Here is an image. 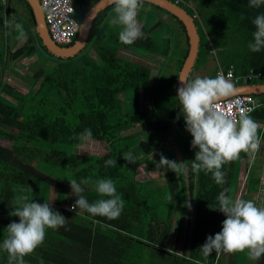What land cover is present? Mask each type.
I'll list each match as a JSON object with an SVG mask.
<instances>
[{
	"label": "trees",
	"instance_id": "trees-1",
	"mask_svg": "<svg viewBox=\"0 0 264 264\" xmlns=\"http://www.w3.org/2000/svg\"><path fill=\"white\" fill-rule=\"evenodd\" d=\"M177 5L193 17L197 28L196 63L213 52L219 57L214 73L218 68L226 72L232 65L236 75L250 68L264 75V49L254 53L248 48L256 30L253 20L264 14V5L252 8L249 0H179ZM20 6L26 16L21 15ZM88 9L84 1L77 0L74 15L80 23ZM157 11L168 14L186 37L185 48L175 58L179 70L188 50L184 26L149 2L144 1L137 17L144 33V38L135 41L137 44L121 43V30L108 28L106 20L100 26L105 11L95 18L82 49L94 47L98 58L93 60L88 52L79 55L82 50L68 58L51 54L35 30L27 1L0 0V139L10 142L0 143V241L7 238V226L19 222L18 217L9 215L16 197L27 195L29 202H51L53 210L68 219L65 227L46 230L43 245L28 255L29 260L24 258L25 264H253L247 252H222L219 260L214 251L205 257L200 249L208 236L222 230L226 217L216 209L221 192L257 205L249 191L263 186L264 198V178L254 172L258 164H250L246 154L222 167L225 182L218 185L211 173L191 169L198 149L191 147L193 137L188 136L181 148L177 143L181 151L178 163L185 166L183 174L167 170L165 184L154 187L139 178L141 162L146 161L143 168L154 169L149 158L152 153L159 159L163 155L174 160L172 149L161 139L177 130L176 123H185L176 91L177 74L165 84L156 81L148 85L151 68L123 53L137 46L152 54L167 55L170 39L163 44L154 33L163 24L169 29L171 23ZM13 18L22 24L25 34L18 46L24 34L5 24ZM28 57L34 60L26 64L22 60ZM3 70L27 86L26 91L3 77ZM252 82L264 83V76ZM140 88L146 90L152 106L165 99L169 116H157L154 107L139 108L129 99L128 91ZM253 96L261 103L249 115L260 124V153L264 157V93ZM86 129L91 130V139L82 135ZM148 134L153 136L147 138ZM85 140L104 142L107 151L78 152L77 145ZM128 152L135 163L124 159L123 154ZM108 159L116 160V167H106ZM243 172L245 176L240 179ZM72 179L77 183L88 181L81 184V195L90 204L107 199L96 192V181L113 180L117 194L125 201L119 218L109 220L83 210L77 209L78 214L69 210L77 199L70 187ZM0 264H8V254L1 250ZM254 264H264V256Z\"/></svg>",
	"mask_w": 264,
	"mask_h": 264
},
{
	"label": "clouds",
	"instance_id": "clouds-1",
	"mask_svg": "<svg viewBox=\"0 0 264 264\" xmlns=\"http://www.w3.org/2000/svg\"><path fill=\"white\" fill-rule=\"evenodd\" d=\"M109 4L113 6L114 12L111 24L121 28V43L131 45L144 38L141 23L137 19L144 0H109ZM261 5H264V0H249V6L252 8H260ZM5 24L10 28L14 27L21 36L24 34L22 24L16 23L14 18L6 20ZM253 24L256 30L248 48L255 53L264 49V14L257 15ZM71 43L58 45L65 47ZM179 81L177 97L182 105L186 130L193 137L191 147L198 149L191 169L196 173H211L218 185L223 184L225 173L221 169L225 164L239 160L241 153L249 157L250 164L255 162L261 145V137L258 134L260 124L249 115L250 110L247 108L237 106L236 114H232L230 110L226 112L221 107L220 101L233 96L236 91L232 81L223 74H217L215 78L197 76L191 80L180 77ZM82 135L91 139L92 132L86 129ZM123 156L127 162L135 163L131 152ZM158 165L176 174H183L185 171L183 162L168 160L163 155ZM105 166L116 167V160H106ZM69 183L72 193L77 197L69 210L76 211V214L77 209L83 210L92 216H102L109 220L118 219L121 215L125 201L117 194L113 180L96 181V192L107 199L102 198L91 204L81 195L84 191L81 184H87V180L77 183L72 179ZM218 201L219 207L216 209L223 213L226 219L222 222L220 232L207 237L200 248L202 254L208 257L213 251L217 256L222 252H247L253 260L264 256V207H258L252 200L233 199L225 192L219 194ZM14 205L9 215L18 217L19 222H11L7 226L8 235L3 240L2 249L8 254V264H25L24 257L43 245L46 230L65 227L68 219L54 211L51 202H29L27 195L16 197Z\"/></svg>",
	"mask_w": 264,
	"mask_h": 264
},
{
	"label": "rangeland",
	"instance_id": "rangeland-1",
	"mask_svg": "<svg viewBox=\"0 0 264 264\" xmlns=\"http://www.w3.org/2000/svg\"><path fill=\"white\" fill-rule=\"evenodd\" d=\"M19 11L21 12V15L26 16V10L22 6L19 7ZM151 21H153V19ZM196 21L199 22V28L203 29V26L201 25L199 18H197ZM172 23L169 26V29L166 28V25L160 26V27H163V30H164L163 32L165 33L164 36L167 37L165 39L161 38V36H163V35H158V34H161L160 27H158L156 29V36L159 38L158 40H160V41L163 40V44H164V40L170 39L168 43L171 45L170 49L173 52L169 55L170 58L164 59L161 62L159 60V62H158L157 57H159V56L157 54H152V53L146 52L137 46L134 47L135 49H131L132 52H135L138 54L137 59H135V60H140L141 58L146 59V60H142V59L141 60L143 61V63L146 66H149V68H151L150 69L151 70V73H150L151 78L149 79L150 81L156 80L153 78L156 74H152L153 70H155V69L149 64L148 59H151V61H153V62H158V64H156V67L162 66V70L156 71L157 73L158 72L160 73L159 77L162 75V78H160L159 81H157V82H159L161 84H165L168 82L170 75L175 73L173 71L174 70V63L172 61H170V59L174 61L175 58L177 57V55L179 54V52L181 51L182 47L185 46V44L183 45V42H182L184 40L185 35L181 31V28L179 27V25L176 22L174 23V21H173ZM107 25H108V27L115 29V31H117V28H119V26H117V28H116L114 25L110 24L109 22ZM24 38H25V34L22 36V39H20L16 43V46L20 45L23 42ZM87 49H88V47L86 49L82 50L81 53H79V55L81 54V56H82V55L86 54ZM90 56L95 57V53L91 49H90ZM138 57H141V58L138 59ZM161 58H163V57H161ZM217 59H219V57L215 54L207 55V57L205 58V60L203 62H200V63L198 62L196 64L195 69L192 71V74H191L189 80H191L197 76L215 78L216 75L214 73V68L218 64ZM33 60H34V57H28L22 61L27 64ZM169 63L171 65L172 69H171V67L168 68ZM23 71H22V73H24ZM200 73H202V74H200ZM2 75H3V77H6L8 79V81L14 87L18 88L19 90H21L23 92L26 91L27 86L23 85L19 81V79L16 78L15 76L8 74L7 70H3ZM148 85H151V84L148 83ZM141 89L143 90V88H140L137 90L131 89L128 91L127 96L129 97V99L136 101L138 93H139V91H141ZM145 92H146V90H144V93ZM153 98H155L154 93L152 94V99ZM162 99H163V97H162ZM164 101H166V100L163 99V100L159 101L157 105L153 104V106L151 105V107L152 108L154 107V112H156L155 115L166 118L167 116H169V109H168V106L166 105V102H164ZM147 103H148V101L142 97L141 102H140V107H142V105L145 104V106L147 108H149V105ZM176 128H177V130L174 131L173 133H171V135L169 137H167V139H170V140L161 139V142L164 143L165 147L168 146L170 149H172L174 160H175V158L177 160V158L180 157L181 151H179V150L181 148V142L183 140H185V138H187L188 136H191L190 132H188L186 130L185 123L184 124L176 123ZM133 129H135V128H133ZM152 136L153 135L148 134L147 138H151ZM0 143L9 145L10 142L7 140L0 139ZM177 143L179 144L180 148L178 147ZM178 148H179V150H178ZM261 150H263L262 152H264L263 148ZM77 151L81 152V153H98V154H101V153L107 151V146L103 142H98L97 140H93V141L85 140L84 142H81L77 145ZM261 155L262 154L260 153V150H259V152L255 156V166L257 164L258 165L254 169V172L257 173L258 176H262L264 178V157H263V155L262 156ZM149 158L154 163V169L143 168V166L146 163V161L143 160L145 162H141L140 166L138 167L140 180H147L148 184L153 186V187H154V185H160L161 186V185L165 184L164 173H165V171H167V170L169 171L170 169L162 168L158 165L159 160L157 157V153H155V152L152 153ZM262 191H263V186H260L257 190L249 191L250 194L253 195L252 197L257 201L258 207H264V198L262 197ZM53 192H54V190L52 189V192H51L52 195H53ZM2 243L3 242L0 241V250L4 251L2 249ZM4 252H6V251H4ZM221 257H222V253L220 254V258ZM24 258L28 259L29 256H25ZM146 260L151 261V259H146ZM219 260H221V259H219ZM226 260H228V258ZM250 262L254 264L253 259H250ZM214 264H216V263L214 262ZM224 264H227V262L225 261Z\"/></svg>",
	"mask_w": 264,
	"mask_h": 264
},
{
	"label": "water",
	"instance_id": "water-1",
	"mask_svg": "<svg viewBox=\"0 0 264 264\" xmlns=\"http://www.w3.org/2000/svg\"><path fill=\"white\" fill-rule=\"evenodd\" d=\"M26 1L32 9L35 19V30L39 38L41 39L42 44L47 48V50L51 54L61 58L72 57L78 54L84 48L89 37V32L92 26V20L94 16L96 15L97 11L101 8V6L109 2V0H101L97 4H95L86 13L82 22L80 23V27L73 44L64 47L56 44L50 38L38 0H26ZM144 1L159 6L160 8L166 10L167 12L178 18L184 26L188 40V51L179 72V77L177 80L178 81L177 89H178V87L180 86L179 78L184 77L185 79H187L188 74L191 72L193 68L196 57L198 56L199 35L197 32L196 25L194 23L193 18L184 10L183 7L175 4L170 0H144ZM238 91L239 92L242 91L244 93L262 94L264 93V83L237 88L235 93H239Z\"/></svg>",
	"mask_w": 264,
	"mask_h": 264
},
{
	"label": "built area",
	"instance_id": "built-area-1",
	"mask_svg": "<svg viewBox=\"0 0 264 264\" xmlns=\"http://www.w3.org/2000/svg\"><path fill=\"white\" fill-rule=\"evenodd\" d=\"M44 21L50 38L57 44H69L77 35L80 22L75 17L77 0H38ZM179 0H175L177 4ZM217 74H223L234 83H249L263 77L261 71L250 68L246 73L236 75L231 65L226 72L218 70ZM258 97L250 93H235L231 97L223 98L220 101L221 107L227 112L236 114L237 106L250 110L249 114L260 105ZM71 208V206H70ZM218 256L216 255V258Z\"/></svg>",
	"mask_w": 264,
	"mask_h": 264
},
{
	"label": "crops",
	"instance_id": "crops-1",
	"mask_svg": "<svg viewBox=\"0 0 264 264\" xmlns=\"http://www.w3.org/2000/svg\"><path fill=\"white\" fill-rule=\"evenodd\" d=\"M82 1H84V4L85 5H87V6H89V9L87 10V12L95 5V4H97L99 1H101V0H82ZM103 11H105L104 12V14L102 15V18L100 19V21H99V24H100V26H101V24H103L104 23V21L106 20L107 21V24H108V22L111 24V19H112V17H113V15H114V12H113V6H111L110 4H109V2L108 3H106L105 5H103V6H101V8L97 11V13H96V15L94 16V18H93V20H92V26H91V28H90V30L93 28V21L95 20V18L101 13V12H103ZM86 12V13H87ZM86 13H85V15H86ZM157 14H158V16H160L161 18H163L165 21H166V23H172L173 22V19L168 15V14H165V13H161V12H156ZM163 25H165V24H163ZM163 25H161V26H163ZM108 26V25H107ZM116 28H117V26H115ZM108 28H111V27H108ZM120 31L121 30V28L119 27V28H117V31ZM160 31H161V34H158V35H163V36H161V38L162 39H165V38H167V37H165L164 36V30H163V27H160ZM156 32V31H155ZM98 33V31L94 34V35H96ZM89 34H90V32H89ZM184 36V35H183ZM154 37L155 38H158L157 36H156V33H154ZM159 39V38H158ZM88 40H89V37H88ZM88 40H87V42H88ZM183 42V45L185 44L186 45V37L184 36V40L182 41ZM187 42H188V40H187ZM134 43H136V42H134ZM87 44V43H86ZM137 44V43H136ZM85 47V46H84ZM101 47H102V45H101ZM185 48V46L184 47H182V49H181V51L183 50ZM90 49L95 53V57H91L90 56V58H92L93 60L94 59H97L98 58V53L96 52V50L94 49V47H92V48H90V47H88V49H87V52L89 53V55H90ZM162 50H163V52L164 53H167V52H165L166 50H165V48L163 47L162 48ZM181 51H180V53H181ZM188 51V50H187ZM123 53L125 54V55H127V56H130L131 57V59L132 60H135V59H137V53H135V52H132L131 50H123ZM171 53H173V52H171V50H168V53H167V55L165 54V55H161V54H157L159 57H157L158 58V62H159V60H160V62L161 61H163L164 59H168V58H170L169 57V55L171 54ZM213 55V52H211L209 55ZM163 57V58H161V57ZM186 57V56H185ZM198 57V56H197ZM197 57H196V60H197ZM207 57V56H206ZM206 57H203V59L200 61V62H203L204 60H205V58ZM141 57H138V59H140ZM161 58V59H160ZM176 58H179V55H177V57ZM142 60H146L145 58H141ZM140 59V60H141ZM139 60V61H140ZM141 60V61H142ZM196 60H195V63H196ZM170 61H172L173 63H174V74H171L170 75V77L171 76H174V75H176L177 74V76H176V91H177V83H178V77H179V72H180V69H181V67H180V69L179 70H177L178 68H177V63H176V61L174 60H171L170 59ZM184 61V60H183ZM148 62H149V64L155 69V70H153V73L152 74H156L153 78L154 79H156L155 81H150L149 80V84H154L156 81H159V79L160 78H162V75L159 77V72L157 73L156 71H160V70H162V66H157L156 67V64H158V62H153V61H151V59H148ZM165 62V61H164ZM199 62V63H200ZM183 63V62H182ZM194 63V65H193V68H192V70H191V72L188 74V76H187V80H189V78H190V76H191V74H192V71L195 69V66H196V64ZM182 66V65H181ZM171 67V65H170V63L168 64V68H170ZM171 69H172V67H171ZM220 68H218V70H219ZM218 70L216 71V73H215V75L217 76V72H218ZM221 70V69H220ZM200 74H202V73H200ZM150 78H151V74H150ZM234 85H235V89H237V88H240V87H243V86H251V85H256V84H261V83H256V82H249V83H234V82H232ZM239 92V91H238ZM239 93H244V92H242V91H240ZM250 94H254V93H250ZM144 98L145 100H147L148 101V105H149V108H151V103H150V99H149V97L147 96V94H146V92L144 93V90H142L141 89V91H139V93H138V96H137V100H136V102L138 103V106H139V108H142L143 106L145 107V104H143L142 105V107H140V102H141V98ZM144 102V101H143ZM104 143V142H103ZM105 145H106V143H104ZM107 146V145H106ZM158 160L160 161V159L158 158ZM180 160V157H178L177 158V162ZM244 176H245V172H243L241 175H240V179H243L244 178ZM260 178H263L262 176H259ZM250 191H253V190H250ZM250 193V192H249ZM219 258H220V255L218 256ZM222 258V257H221ZM220 258V259H221Z\"/></svg>",
	"mask_w": 264,
	"mask_h": 264
},
{
	"label": "flooded vegetation",
	"instance_id": "flooded-vegetation-1",
	"mask_svg": "<svg viewBox=\"0 0 264 264\" xmlns=\"http://www.w3.org/2000/svg\"><path fill=\"white\" fill-rule=\"evenodd\" d=\"M75 41V40H74Z\"/></svg>",
	"mask_w": 264,
	"mask_h": 264
}]
</instances>
